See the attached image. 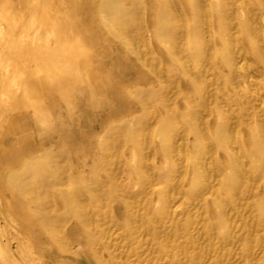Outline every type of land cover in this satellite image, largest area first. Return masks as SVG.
<instances>
[{
  "label": "bare ground",
  "instance_id": "obj_1",
  "mask_svg": "<svg viewBox=\"0 0 264 264\" xmlns=\"http://www.w3.org/2000/svg\"><path fill=\"white\" fill-rule=\"evenodd\" d=\"M177 2L187 25L178 21L170 0H0V264H82L76 258L64 255L65 243L58 242L61 223L69 218L75 220L68 224L69 227L67 225L69 236L79 243L81 254L100 261L97 245L104 229L100 227L102 231L95 233L87 229L95 213H99L97 202L102 196L100 188H94L93 184H104L100 170L104 171L106 178L111 176L114 162L109 156L115 155L116 147L122 148L118 146L122 140L117 134L125 123H130L124 126L127 129L124 138L133 161L131 172L136 178L142 175L140 157L143 146L139 135L146 128L140 123L144 120L141 121V117L146 115H142L146 108H142L143 86L152 87L158 82L144 70L146 68L130 47L135 31L133 25L139 20L145 21V38L150 50L165 64H177L183 70L184 93L190 84L184 66L191 46L184 48V63L176 55L185 40L189 44L195 37L191 34L190 17L198 11V5L193 0ZM211 3L216 68L231 77L235 57L220 29L223 19L219 3L217 0H211ZM240 24L247 54L261 64L264 74L262 49L250 34L247 23L242 19ZM181 25L186 28L184 31H180ZM200 52L192 48L194 57H200ZM196 69H200L198 59ZM162 87L158 88L162 94L158 90L154 93H157V102L165 105L168 102H165L167 97L164 98L165 87L163 90ZM245 91L247 93V87ZM233 100L232 96L227 98L230 104ZM140 106L144 109H140L141 116L138 115ZM176 106L181 111L177 117L180 120L173 112L163 113L153 136L156 151L164 161L162 174L166 177L174 166L168 163L176 147L174 137L178 128L174 126L178 121L188 125L195 114L190 110L186 95ZM218 109L216 106L214 111L220 118L209 123L210 135L223 150L220 148L219 154L231 160L233 155L227 146L233 127L219 115ZM169 110L165 109L166 112ZM91 112L98 116V126L85 128L83 123L88 120L82 121L83 116L92 115ZM128 115L132 122L127 121ZM138 124L142 127H137ZM258 124L256 121L252 130L242 133L241 143L248 155L264 163V136H258L254 131ZM105 133H111L110 140ZM201 137L203 134L198 133L184 151L185 155L193 153L194 156L186 181V187L192 192L202 182L198 163L205 149L199 141ZM64 159L69 162L67 165L62 164ZM258 168L259 165L253 162L252 169L256 172ZM69 170L70 175L65 176ZM234 177L233 173L227 175L224 184L234 183ZM75 178H80L81 184ZM65 182L70 183L67 190L61 188ZM48 185L53 189L46 188ZM109 189L111 191L113 186ZM111 194L115 195V190ZM49 195L53 196L52 201ZM165 198L161 193L157 199L158 205L161 200L165 204L158 212H164L168 203ZM210 204V219L223 221L222 211L212 209L218 205L215 202ZM51 206L53 214L46 211ZM257 207L264 218V193L258 199ZM121 209V204L115 206V211L120 213L119 219L133 235L138 231L134 216L124 217ZM106 258L105 264L113 263L111 255ZM88 260L90 264L91 258Z\"/></svg>",
  "mask_w": 264,
  "mask_h": 264
},
{
  "label": "rangeland",
  "instance_id": "obj_2",
  "mask_svg": "<svg viewBox=\"0 0 264 264\" xmlns=\"http://www.w3.org/2000/svg\"><path fill=\"white\" fill-rule=\"evenodd\" d=\"M177 1L170 0V5H173V13L177 15L178 21L185 25L187 20L181 14L182 8ZM193 1L198 5V11L190 17L192 19L190 20V30L195 37L190 40L189 44L184 39L186 43L183 42L182 46H179L181 48L176 55V58L184 63L183 59H186L184 48L191 46L189 59L184 66L190 77V84L188 89H185V93L183 70L179 69L177 64L176 66L175 64H173L174 66L167 65L163 59L156 58L157 55H154L153 50H150L149 42H146L148 40L145 38L146 24L144 20H139L137 24L133 25L135 31L130 47L132 46L137 60L143 65L142 67L146 68L144 70L150 72L159 82H156V85L152 87L143 86L145 92L142 105L144 106H140L138 109V115H140L141 110H144L142 108L146 107L145 112H142V115L143 113L146 115L141 117V121L144 120L140 122L146 128L139 135L143 146L140 157L142 175L136 178L131 172L133 161L130 157V148H127L124 138L127 134L126 127L130 123H125L126 127L120 128L121 132L117 134L122 140L118 146L122 148L116 147L115 155L114 150L113 154H110L112 157L109 156L112 163L114 162L113 170H110L111 176L106 178L104 171L100 170L104 184L102 186L93 184L94 188H100L102 196L100 197L101 201L97 202L99 213L98 211L95 213L93 222L91 221L87 225V229L94 233L104 229V235L97 245L100 261L90 256L85 258V255L80 252L79 243L69 236L68 227L75 222L74 219L67 216L69 219L62 222L60 226L61 239L58 238V242L60 240L61 243H65L66 251L64 250L63 254L74 260L77 259L76 261L79 263L88 264L89 260L87 261V259L91 258L90 264H105L108 260L106 257L111 255L112 264H264V218L261 217L257 207V201L264 193V163L257 157L248 155L241 143L242 133L252 130L256 121L260 124L254 131L258 136H264V74L261 71V64L247 54L240 24L242 19L244 23H247L246 26L249 28L250 34L264 55V0H217L218 9L221 10L223 19L220 29L226 38L227 46L235 57V68L231 77L219 72L216 68L215 26L211 14V0ZM180 29V31H184L183 29L186 28L181 25ZM192 48L200 50L201 56L194 57ZM197 59L200 71L196 69ZM228 84L231 86V90H229ZM159 85L163 86L162 90L165 87L163 93L164 98L167 97L165 102H168L165 105L156 100L157 93L154 91L158 90V93L162 94ZM246 87L247 93H245ZM165 91L168 93L165 94ZM183 95L187 96L190 110L195 113V116H191L188 125L183 121H178L177 124L175 122L174 128H178L175 132L177 135L174 137L177 148L174 147L168 158V163L174 166L166 177L165 174H162L164 161L156 151L153 136L159 128V121L164 117V114L173 112V115L178 119L181 111L177 110L176 104ZM231 96L234 97V100L230 104L227 102V98ZM216 106L219 107V115L228 120V123H231L233 127V131L229 133L227 146L233 155L231 160H227L224 155L219 154L222 148L210 135L209 123L215 118H220L214 111ZM165 109H175L176 111L166 112ZM83 117L82 121H85V118L88 120L83 123L85 128L98 126L99 119L96 114L92 113V115ZM127 117V121H131L129 118L131 116ZM91 121L93 122L92 126ZM142 126L137 125V127ZM198 133L203 134L199 141L205 149V154L198 163L202 182L199 188L192 192L186 187V181L194 156L193 153L185 155L184 151H187L186 148L189 147L190 141L192 142ZM108 134L105 133L106 138L110 140L111 133ZM147 139L148 141H146ZM253 162L259 165L256 172L252 169ZM68 163L67 159L62 160L63 165ZM89 168L87 167V169ZM70 173L69 170L64 175L69 176ZM231 173L235 174L234 183L227 186L224 181L226 176ZM77 183L81 184L80 178ZM110 184L113 185L110 186ZM69 185L70 183L65 182L61 188L67 190L70 188ZM112 186L113 189L110 191L109 188ZM46 188L53 189L49 185ZM113 190L116 194L112 196ZM161 193L168 201L164 212H158L162 210L160 206H165L164 201L161 200L159 205L157 202ZM112 197L115 199L113 200ZM48 198L52 201L53 196L49 195ZM212 202L218 205L217 208L213 207V210L222 211L223 221L210 219V203ZM119 204L122 205L121 214L124 217L134 216L132 218L135 219L134 224L138 231L133 235L126 230L125 222L119 219L120 213L115 211V206ZM51 209L52 206L46 211L49 213L52 211L50 214H53L54 211ZM64 215L66 214L64 213ZM117 219L119 221L116 223ZM14 241L13 247L16 245V241ZM55 248L57 247L55 246ZM104 250H107L108 253Z\"/></svg>",
  "mask_w": 264,
  "mask_h": 264
}]
</instances>
